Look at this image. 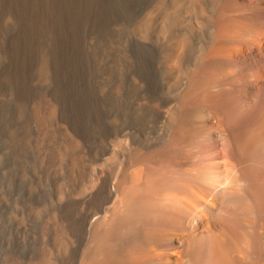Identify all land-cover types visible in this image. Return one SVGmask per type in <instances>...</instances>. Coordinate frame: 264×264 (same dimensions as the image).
Segmentation results:
<instances>
[{"label":"bare ground","instance_id":"bare-ground-1","mask_svg":"<svg viewBox=\"0 0 264 264\" xmlns=\"http://www.w3.org/2000/svg\"><path fill=\"white\" fill-rule=\"evenodd\" d=\"M0 264H264V0H0Z\"/></svg>","mask_w":264,"mask_h":264}]
</instances>
